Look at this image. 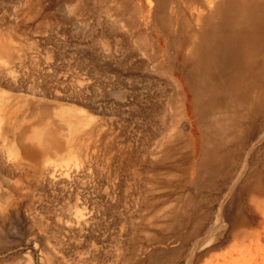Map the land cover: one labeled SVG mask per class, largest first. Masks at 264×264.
I'll list each match as a JSON object with an SVG mask.
<instances>
[{"label":"rangeland","instance_id":"374dc122","mask_svg":"<svg viewBox=\"0 0 264 264\" xmlns=\"http://www.w3.org/2000/svg\"><path fill=\"white\" fill-rule=\"evenodd\" d=\"M263 5L0 0V44L11 52L0 61L12 118L3 123L14 129L0 120V264H264ZM191 36L200 55L215 39L224 58L229 38L226 58L239 55L220 60L235 76H220L213 54L215 65L203 62L204 107L186 80ZM74 110L86 126L72 141ZM71 145L77 163L60 158Z\"/></svg>","mask_w":264,"mask_h":264},{"label":"bare ground","instance_id":"6f19581e","mask_svg":"<svg viewBox=\"0 0 264 264\" xmlns=\"http://www.w3.org/2000/svg\"><path fill=\"white\" fill-rule=\"evenodd\" d=\"M153 1H156V0H153ZM161 1H162V0H161ZM163 1H165V0H163ZM166 1H167V0H166ZM168 1H169V0H168ZM188 1H190V2H195L196 0H195V1H194V0H188ZM158 2H159V0H158ZM154 3H155V2H154ZM167 3H169V2H166L165 4H167ZM159 4H161V3H159ZM163 4H164V2L162 3V6H163ZM256 4H257V3H256ZM256 4H255V5H256ZM258 4H260V3H258ZM155 5L158 7V4L155 3ZM168 5H169V4H168ZM168 5H166V7H167ZM159 6L161 7V5H159ZM256 6H257V5H256ZM259 7H260V5H259ZM262 7H264V5H263ZM262 7H261V8H262ZM154 8H155V11H156L159 7L156 8V7L154 6V7H153V12H155V11H154ZM256 8H257V7H256ZM160 9H161V8H160ZM164 9H165V8H164ZM157 11H158V10H157ZM162 11H163V8H162ZM164 11H165V10H164ZM250 11H251V10H250ZM255 11H256V10H255ZM240 12H241V11H240ZM244 12H245V11H244ZM158 13H159V12H157V14H158ZM164 13H165V12H164ZM164 13H163V14H164ZM154 14H155V13H154ZM154 14H153V15H154ZM159 14H160V13H159ZM163 14H162V15H163ZM225 14H226V13H225ZM256 14H257V13H256ZM260 14H261V13H260ZM246 15H247V14H246ZM263 15H264V14H263ZM166 16H167V15H166ZM166 16H165V17H166ZM236 16H237V15H236ZM157 17H158V16L156 15V18H157ZM225 17H226V16H225ZM225 17H224V18H225ZM162 18H163V19H162L161 21L164 20V17H162ZM241 18H242V17H241ZM157 19H159V18H157ZM160 19H161V17H160ZM160 19H159V20H160ZM165 19H166V18H165ZM225 19H226V18H225ZM258 19H259V18H258ZM156 21H157V20H156ZM223 21H224V20H223ZM157 22H159V21H157ZM195 22H196V21L194 20V23H195ZM254 22H255V21H254ZM159 23H162V22H159ZM259 23H260V22H259ZM163 24L165 25V24H167V22L164 23V21H163ZM263 24H264V21H263ZM196 25H197V23H196ZM238 25H239V24H238ZM197 26H198V25H197ZM198 27H199V26H198ZM239 27H240V26H239ZM210 28H211V27H210ZM201 29H203V28H201ZM198 31H200V30H198ZM215 31H216V30H215ZM241 31H242V30H241ZM237 33H238V32H237ZM253 33H254V32H253ZM255 33H256V32H255ZM196 34H197V33H196ZM199 34H200V32H199ZM203 34H204V32H203L202 34H200V35L202 36ZM235 34H236V33H235ZM261 34H262V33H261ZM242 35H243V34H242ZM163 36H165V34H164ZM173 36H174V35H173ZM235 36H236V35H235ZM235 36H231V37H232V38H235V41H237L238 37H235ZM206 37H207V36H206ZM213 37H214V38L216 37V38H218V39L220 38V39L222 40V37H219V36H212V37H210V39H208V40L212 41V40H213ZM203 38H205V36L202 37L201 39L203 40ZM223 38H224V37H223ZM228 38H229V37H228ZM236 38H237V39H236ZM257 38L259 39V37H257ZM190 39H191V42H190V48H191V49H190L189 51H187L184 55L187 57V60H186V61H187V62L190 61V63L192 64V68H193L194 65H195L194 68H195L196 66H197V67H196L195 69H192V68H191V71L189 70V71H190V73H189L190 75L186 76V78H187L186 80L188 81V83H189V85H190V86H189V87L191 88L190 91H191V93L193 94L194 98L197 97V99L199 100V99L202 97V94H203L202 92H205V90L208 89V87L206 88L205 85H203L202 82H204V81L201 80V79L205 80V79L203 78L204 76H203V77L200 76V73H202V71L204 70V69L202 70V68H203V64H204L203 62H205V65H206V63H207L206 61H208L207 65H208V64H211V65L213 64V65H215L213 61H214L215 58H216V62H215V63H217V61H218V63L220 64V60H221L223 57H221V56H222V55H221V56H220L221 59H217V54L215 53L217 48L214 49V45H213V44H215V43L218 44V42H216L215 39L213 40V44L210 45V46H213V47H211V48H213L212 50H211V48H210V50L208 51V49H209L210 46H209V47L207 46V47H208L207 51H208L209 54L203 52V51H202V50L204 49V48H203V49H201V51L203 52L202 55H200V50L198 49V48H200V46H198V48H197V44H199V43H198L199 36H191ZM205 39H206V38H205ZM211 39H212V40H211ZM218 39H217V40H218ZM230 39H231V38H229L228 40L226 39L225 44H224V42H223L222 44H224V45L227 46V44H226L227 41H233V40H234V39H233V40H232V39L230 40ZM208 40H207V41H208ZM241 40H242V39H241ZM251 40H252V39H251ZM210 41H209L208 43H211ZM214 41H215V42H214ZM218 41H219V40H218ZM235 41H234V42H235ZM199 42H200V41H199ZM254 42H255V41H254ZM200 43H201V42H200ZM219 43H220V42H219ZM235 43H236V42H235ZM237 43H238V42H237ZM237 43H236V44H237ZM252 43H253V42H252ZM262 43H263V42H262ZM233 44H234V43H233ZM236 44H235V45H236ZM243 44H244V43H243ZM11 45H12V44H11ZM215 45H216V44H215ZM228 45L233 46V45H231V44H229V43H228ZM237 45H238V44H237ZM170 46H171V45H170ZM217 46H218V45H216V47H217ZM221 46H222V45H221V43H220L219 46H218V47H219V48H218L219 51H221L220 49L223 48V47H221ZM226 46L224 47L223 53L221 52V53L223 54V56H225V54H226V56L228 55V54H227L228 52L226 53L227 50L225 49V48H227ZM252 46H253V45H252ZM252 46H251V47H252ZM228 47H229V46H228ZM237 47H238V46H237ZM243 47H244V46H243ZM243 47H242V48H243ZM247 47H248V46H247ZM247 47H246V48H247ZM263 47H264V46H263ZM232 48H234V47H232ZM253 48H254V47H253ZM257 48H258V47H257ZM261 48H262V46H261ZM236 49H237V48H236ZM247 49H248V48H247ZM247 49H246V50H247ZM12 50H13V49H12ZM228 50H231V47H230ZM234 50H235V48H234L233 50H231L232 53H234ZM237 50H238V49H237ZM246 50H245V51H246ZM257 50H258V49H257ZM257 50H256V51H257ZM259 50H260V49H259ZM261 50H262V49H261ZM13 51H14V50H13ZM172 51H173V50H172ZM235 51H236V50H235ZM252 51H254V50H252ZM263 51H264V50H263ZM217 52H218V51H217ZM9 53H11V52H10V49L8 48V46H5V45H3V44H0V61H1L2 63L7 64L6 61L4 60V58L7 57V56H9ZM192 53H193V54H192ZM204 53H205V54H204ZM219 53H220V52H218V55H219ZM235 53H236V52H235ZM239 53H240V52H239ZM239 53H238V54H239ZM251 53H252V52H251ZM254 53H255V52H254ZM257 53H258V52H257ZM257 53H256V54H257ZM170 54H171V53H170ZM212 54L214 55V57L216 56V57L212 60L213 63H211V62L209 61V58H211V57L213 58ZM230 54H231V52H230ZM230 54H229V56L232 57V58H230V57H229V58L227 57V58H228V59H231V60L233 59V57H235L234 55H237V54H232V55H233V56H232V55H230ZM242 55H243V53H242ZM245 55H246V54H245ZM251 55H252V54H251ZM260 55H261V54H260ZM191 56H193L192 59H191ZM226 56L224 57L225 60L227 59ZM238 56H239V55H237L236 57H238ZM249 56H250V54H249ZM245 57L248 58V56H244V58H245ZM256 57H257V56H256ZM256 57H255V58H256ZM224 58H223V59H224ZM242 58H243V57H242ZM223 59H222V61H223ZM228 59H227V60H228ZM235 59H236V60H235ZM225 60H224V62H225L224 64L226 65L227 61H225ZM231 60H230V61H231ZM233 60L237 61V58H234ZM222 61H221V64H222ZM239 61H240V60H239ZM242 61H243V60H242ZM209 62H210V63H209ZM228 62H229V61H228ZM246 62H247V60H246ZM249 62H250V61H249ZM259 62H260V60H259ZM172 63H173V62H172ZM234 63H236V62H234ZM234 63H233V64H234ZM241 63H242V62H241ZM252 63H253V62H252ZM252 63H251V64H252ZM221 64L219 65V66H220L219 68H221V67L223 66V64H222V66H221ZM230 64H232V63L230 62L229 65H230ZM233 64H232V66L234 67ZM247 64H248V63H247ZM256 64H257V63H256ZM201 65H202V66H201ZM205 65H204V66H205ZM207 65H206V67L210 66V65H208V66H207ZM217 65H218V64H217ZM229 65H228V66H229ZM248 65H249V64H248ZM237 66H238V65H237ZM173 67H174V66H173ZM215 67H216V66H215ZM215 67H214V68H215ZM235 67H236V66H235ZM250 67H251V66H250ZM5 68H6V67H5ZM208 68H209V67H208ZM208 68H206L204 71H206ZM211 68H213V66H211ZM211 68H210V69H211ZM214 68H213V69H214ZM223 68H226V69H227V66H226V67L223 66ZM229 68H230V67H229ZM229 68H228V69H229ZM256 68H257V67H256ZM8 69H9V68H8ZM8 69H3V70H5V73H7V74L12 73V72H11V71H12L11 68H10L9 70H8ZM187 69H188V68H187ZM210 69H209V70H210ZM221 69H222V68H221ZM228 69H227V70H228ZM245 69H246V67H245ZM259 69H262V68H259ZM179 70H181V69H179ZM209 70H208V71H209ZM227 70L224 71V69H222V72H223V73L220 72V73H221L220 76L224 75V74H225L224 72H228L229 74H230V72H231V75H232L233 73H235V72L231 71V69L228 70V71H227ZM246 70H248V69H246ZM246 70H242V71H246ZM187 71H188V70H187ZM212 71H213V70H212ZM214 71H215V69H214ZM219 71H220V70H219ZM229 71H230V72H229ZM248 71L251 72L252 69H251V71H250V69H249ZM232 72H233V73H232ZM252 72H254V69H253ZM209 73H211V72H208V74H209ZM218 73H219V72H218ZM218 73H217V74H218ZM240 73H241V72H240ZM244 73H245V72H244ZM244 73H241V74L243 75ZM246 73H247V71H246ZM246 73H245V74H246ZM185 74H186V73H185ZM204 74H205V72H204ZM226 74H227V73H226ZM226 74H225V75H226ZM238 74H239V73H238ZM201 75H203V73H202ZM206 75H207V71H206ZM206 75H205V78H206ZM209 75L211 76V74H209ZM209 75H208V76H209ZM236 75H237V74H236ZM246 75H247V74H246ZM250 75H251V77H253V76H252V75H253L252 73H250ZM210 76H209V77H210ZM214 76H215V74H214ZM214 76L210 77L211 80H213L212 78L217 77V76H215V77H214ZM226 76H227V75H226ZM228 76H229V75H228ZM232 76H235V75L233 74ZM244 76H245V75H244ZM244 76H241L242 79H243ZM218 77H219V76H218ZM241 77H240V78H241ZM251 77L248 79V80H249L248 82H250ZM254 77H255V76H254ZM2 78H3V77H2ZM223 78H225V76H224ZM228 78H229V77H227V79H226L227 81H228ZM231 78H232V77H231ZM231 78H229V79L231 80ZM235 78H236V77H235ZM240 78H239V80H237V79H238V78H237V79H236L237 81L234 79V80H235L234 84L237 83V82L240 81V80L242 81V79H240ZM33 79H34V78H33ZM217 79H219V78H217ZM217 79H215V80H217ZM244 79H245V78H244ZM244 79H243V81H244ZM263 79H264V78H263ZM208 80H209L208 78H207V80H205L206 83H207ZM219 80H220V79H219ZM255 80H256V79H255ZM0 81H1V80H0ZM2 81H3V80H2ZM21 81H22V80H21ZM23 81H24V80H23ZM35 81H36V80H35ZM213 81H214V80H213ZM241 81H240V83H241ZM243 81H242V85L244 84ZM251 81H252V80H251ZM190 82H191V84H190ZM208 82H209V81H208ZM210 82H211V81H210ZM217 82H218V80H217ZM219 82H220V81H219ZM219 82H218V83H219ZM2 83H4V82H2ZM18 83H19V81H18ZM41 83H42V82H41ZM206 83H204V84H206ZM211 83H212V82H211ZM211 83H208V84L211 86ZM238 83H239V82H238ZM245 83H247V81H246ZM213 84H215V83H213ZM247 84H248V83H247ZM9 85H10V84H9ZM206 85H207V84H206ZM217 85H218V84L216 83L214 86H212V88L215 87V90H216V86H217ZM231 85H232V83H231ZM235 85H236V84H235ZM235 85H234V86H235ZM238 85H239V84H238ZM242 85H241V86H242ZM254 85H255V83H254ZM0 86H1V85H0ZM236 86H237V85H236ZM249 86H250V84H248V86H247L248 89H249ZM10 87H11V86H10ZM43 87H44V86H43ZM239 87H240V86H239ZM247 87H246V89H247ZM252 87L254 88V86H252ZM255 87H257V86H255ZM5 88H6V87H5ZM18 88H19V87H18ZM205 88H206V89H205ZM229 88H230V87H229ZM232 88H233V87H232ZM235 88H236V87H235ZM242 88H243V86H242ZM242 88L240 87V89H242ZM250 88H251V87H250ZM13 89H14V88H13ZM37 89H38V88H37ZM37 89H36V90H37ZM41 89H42V88H41ZM46 89H47V88H46ZM217 89H218V88H217ZM238 89H239V88H238ZM246 89H245V91H244V89H242V90H243L244 92H246V91L248 90V89H247V90H246ZM20 90H21V89H20ZM208 90H209V89H208ZM208 90H207V93H208ZM215 90H214V91H215ZM47 91H48V90H47ZM209 91H211V88H210ZM234 91H235V90H234ZM234 91H233V92H234ZM238 91H239V95H240V93H241L242 91H240V90H238ZM219 92H220V91H219ZM224 92H225V91H224ZM229 92H230V91H229ZM252 92H253V91H252ZM205 93H206V92H205ZM207 93H206V96H207ZM210 93H211V92H210ZM210 93H209L208 95H210V98H211V100H212V97H213V96H212ZM217 93H218V92H217ZM226 93H228V92H226ZM226 93H225V96H226ZM236 93H237V95H238L237 90H236ZM242 93H243V92H242ZM37 95H38V94H37ZM203 95H204V94H203ZM213 95H214V94H213ZM222 95H223V94H222ZM235 95H236V94H235ZM39 96H40V95H39ZM211 96H212V97H211ZM232 96H234V95H232ZM4 97H5V96H4ZM4 97H3V95L0 94V120L2 121L1 125H4V129H5V127H6L5 125H6V124L3 123V122L5 121L4 119H6L5 117L9 118L8 120H9L10 122H11V119H12V118L10 119L11 116H10V114H8V112H7V106H8V105H7V103L5 102ZM207 97H209V96H207ZM207 97H205V98L202 97L203 100L200 99V100L203 101V102H202V105L204 104V101H205L204 99H207ZM215 97H216V96H215ZM228 97H229V96H228ZM230 97H231V96H230ZM223 98H225V97H222L221 99L223 100ZM233 98H234V97H233ZM10 99H11V98H10ZM10 99H8V101H9ZM237 99H239L238 96H237V98H236V101H238ZM59 100H60V99H59ZM195 100H196V99H195ZM208 100L210 101L209 98L207 99V102H208ZM229 100H230V99H229ZM240 100H241V99H240ZM196 101H197V100H196ZM218 101H219V100H218ZM218 101H217V102H218ZM194 102H195V101H194ZM227 102H228V101H227ZM230 102H231V101H230ZM199 103H200V102H199ZM232 103H234V102H232ZM232 103H230V104H232ZM237 103H238V102H237ZM214 104H215V103H214ZM195 105H197L196 102H195ZM195 105H194V111L196 110V106H195ZM199 105H201V104H199ZM199 105H198V106H199ZM221 105H222V104H221ZM226 105H227V104H226ZM226 105H225V106H226ZM201 107H204V105L201 106ZM218 107H219V105H218ZM230 107H231V106H230ZM230 107H229V108H230ZM14 108H15V107H14ZM14 108H13L12 110H15ZM67 108H68V106H67ZM70 108H71V107H70ZM70 108H69V109H70ZM209 108H212V107H209ZM209 108H207V109H209ZM59 109H60V108H59ZM72 109H73V108H72ZM197 109H199V108H197ZM212 109H213V108H212ZM215 109H216V108H215ZM215 109H214L213 111H215ZM218 109H219V108H218ZM220 109H221V108H220ZM216 110H217V109H216ZM224 110L227 111L226 108H225ZM59 111H60V110H59ZM72 111H73V110H72ZM74 111H75V110H74ZM200 111H201V109L199 110V112H200ZM203 111H204V109H203ZM205 111H206V109H205ZM208 111H210V113H211V110H208ZM208 111H207V112H208ZM219 111H220V110H217V112H219ZM222 111H223V110H222ZM12 112H13V111H12ZM53 112H54V111H53ZM65 112H66V111H65ZM79 112H80V109H79ZM79 112H78V111H75L74 113L69 114L70 119H68V117H65L66 119H68V120H66V122H67V124H68V126L66 125L67 128L69 127L70 130L73 131L72 138L74 137L73 135H75V137L78 136V135H77V132L81 133V130H82L81 128H83V124H84V123H83V120H84L85 117H83ZM82 112H83V110H82ZM207 112H205V113H206V114H205L206 116H208V113H207ZM83 113H84V112H83ZM215 113H216V111H215ZM63 114H67V113H63ZM200 114H201V113H200ZM200 114H199V115H200ZM202 114H203V113H202ZM240 114H241V113H240ZM7 115H9V117H8ZM53 115H54V113H53ZM199 115H198V116H199ZM205 115H203V116L205 117ZM219 115H220V113L218 114V116H219ZM222 115H223V114H222ZM63 116H64V115H63ZM65 116H66V115H65ZM85 116L87 117L86 114H85ZM212 116H214V117L217 118V114H216V116H215V114L213 115V112H212ZM212 116H211V117H212ZM88 117H89V116H88ZM204 117H203V118H204ZM208 117H210V116H208ZM222 117H223V116H222ZM54 118H55V116H54ZM58 118H59V117H58ZM61 118H63V117H61ZM65 118H64V119H65ZM212 118H213V117H212ZM212 118H210V119H212ZM59 119H60V118H59ZM92 119H93V118H92ZM200 119H202V117H201ZM206 119H207V120L202 119V120L205 121V123L203 124V125H205V127H207V125H206L207 122H206V121H209V120H210V119L208 120L207 117H206ZM213 119H215V118H213ZM217 119H218V120H219V119L222 120L223 118H217ZM60 120H62V119H60ZM87 120H88V119H87ZM202 120H201V121H202ZM198 121H200V120H198ZM204 121H203V122H204ZM214 121H216V119H215ZM214 121L212 120V121H209V122L211 123V122H214ZM10 122H7V121H6L7 124H9ZM66 122H65V123H66ZM85 122H86V120H85ZM219 122H220V120H219L216 124H219ZM13 123H14V122H13ZM59 123H60V121H59ZM61 123H62V122H61ZM87 123H88V121H87ZM87 123H86V124H87ZM197 123H198V122H197ZM201 123H202V122H201ZM220 123H222V122H220ZM224 123H226V122H224ZM63 124H64V123H63ZM90 124H91V123H89V125H90ZM208 124H209V123H208ZM216 124H215V125H216ZM1 125H0V127H1ZM9 125H11V124H9ZM12 125H13V124H12ZM84 125H85V124H84ZM89 125H88V126H89ZM201 125H202V124H201ZM201 125H199V126H201ZM209 125L211 126V124H209ZM209 125H208V127H209ZM215 125H214V126H215ZM223 125H224V124H223ZM85 126H86V125H85ZM214 126H213L214 129L212 128L213 131L211 130V127H212V126L209 127L210 129H209V128H207V129L205 128V129H206L208 132H209V130H211L213 133H215V127H216V126H215V127H214ZM218 126H220V125H218ZM221 126H222V125H221ZM6 128H7V127H6ZM13 128H14V127H13ZM201 128H202V127H201ZM7 129L10 130V128H7ZM7 129H5V130H7ZM202 129H203V128H202ZM208 129H209V130H208ZM218 129H219V128H217V132H218ZM79 130H80V131H79ZM83 130H84V129H83ZM219 130H220V129H219ZM10 131H12V135H13V131H14V129H13V130L11 129ZM5 132H6V131H5ZM7 132H8V131H7ZM82 132H83V131H82ZM205 132H206V131H205ZM208 132H206V133H208ZM217 132H216V133H217ZM251 132H252V131H251ZM68 133H69V131H68ZM199 133H200V132H199ZM201 133H202V131H201ZM203 133H204V132H203ZM203 133H202V135L206 134V133H204V134H203ZM210 133H211V132H209L208 135H209ZM213 133H211V134H212L211 137H210V136H207V137H209V138H211V139L213 140V139H214V138H212V137H214ZM216 133H215V135H217ZM220 133H221V132H220ZM0 134H1V128H0ZM2 134H3V132H2ZM2 134H1V135H2ZM5 134H7V133H5ZM94 134H95V132H94ZM68 137H69V136H68ZM217 137H218V136H217ZM220 137H221V136H220ZM220 137L217 138V139H220ZM3 138H5L4 135H3ZM12 138H13V137H12ZM201 138H202V137H201ZM215 138H216V136H215ZM221 138H222V137H221ZM5 139H6V138H5ZM67 139H68V138H67ZM69 139H70V138H69ZM211 139H208V141L211 140ZM232 139H233V137H232ZM191 140H192V139H191ZM191 140H190V141H191ZM204 140H206V139H204ZM212 140H211V141H212ZM0 141H1V140H0ZM68 141H69V140H68ZM72 141H74V138H73ZM202 141H203V140H201V142H202ZM214 141L216 142L215 139H214ZM5 142H6V141H5ZM215 142H214V143H215ZM217 142H218V141H217ZM222 142H223V139H222L220 145L222 144ZM7 143H8V142H7ZM67 143H68V142H67ZM69 143H70V142H69ZM207 143H208V142H207ZM209 143H210V142H209ZM209 143H208V144H209ZM214 143H213V144H214ZM224 143H225V142H224ZM208 144H206V147H208ZM213 144L210 143V145H213ZM65 145H66V147H67V145H69V144H65ZM201 145H203V144L201 143ZM204 145H205V144H204ZM210 145H209V146H210ZM220 145H217V146H220ZM223 145H224V144H223ZM223 145H222V146H223ZM0 146H1V145H0ZM73 146H74V145H71V147L69 146L70 148H69V150H68V152H67L68 155L66 156V158H65V157H60L62 154L59 155V157L61 158V160H65V162H66V160H67V161L70 160V161H72V162H73V160H74L75 162H76V161L78 162V159H79L78 157H80L79 154H81V153L78 152V151H79L78 148H80V147H79L78 145H77L78 148H77V146H75L76 149H77V150H76L75 148L72 149ZM213 146H214V145H213ZM224 146H225V145H224ZM200 147H201V146H200ZM204 147H205V146H204ZM204 147H203V148H204ZM211 147H212V146H211ZM3 149H5V148H3ZM80 149H81V148H80ZM86 149H87V148H86ZM205 149H206V148H205ZM209 149L211 150V148H209ZM209 149H208V152H207V150H205V152H207V154L209 153ZM233 149H234V148H233ZM0 150H1V149H0ZM219 150H220V149H219ZM229 151H230V150H229ZM64 152H65V151H64ZM64 152H63V153H64ZM80 152H81V151H80ZM202 152H203V151H202ZM3 153H4V152H3ZM202 154H204V153H202ZM212 154H213V153H212ZM9 155H10V154H9ZM9 155H8V157H9ZM15 155L17 156V154H15ZM56 155H58V154H56ZM210 155H211V154H210ZM236 155H237V154H236ZM257 155H258V154H257ZM257 155H256V156H257ZM13 156H14V155H13ZM200 156H201V155H200ZM10 157H11V155H10ZM56 157H57V156H56ZM84 157H86V156H84ZM205 157H206V156H205ZM257 158H258V157H257ZM259 158H260V157H259ZM8 159H10V158H8ZM11 159H12V158H11ZM16 159H17V158H15V160H16ZM44 159H45V158H44ZM46 159H49V157H47ZM220 159H221V158H220ZM15 160H13V161H15ZM50 160H51V159H50ZM50 160H49V161H50ZM52 160H53V159H52ZM52 160H51V161H52ZM10 161H11V160H10ZM16 161H18V160H16ZM19 161H20V159H19ZM19 161H18V162H19ZM79 161H80V159H79ZM203 161H204V160H203ZM1 162H2V161L0 160V163H1ZM46 162H47V160H46ZM56 162H57V161H55V163H56ZM72 162H71V163H72ZM77 162H76V163H77ZM25 163H27V162H25ZM28 163H30V162H28ZM47 163H48V162H47ZM52 163H53V162H51V165H52ZM67 163H68V162H67ZM4 164H5V163L3 162L2 165H4ZM7 164H8V162H7ZM20 164H22V162H21ZM31 164H32V163H31ZM49 164H50V163H49ZM64 164H65V163H64ZM72 164H74V163H72ZM72 164H71V165H72ZM5 165H6V164H5ZM5 165H4V166H5ZM8 165H9V164H8ZM8 165H7L6 167H8ZM46 165H47V164H46ZM55 165H56V164H55ZM76 165H77V164H76ZM80 165H81V163H80ZM202 165H203V164H202ZM0 166H1V165H0ZM4 166H3V167H4ZM10 166H11V165H10ZM10 166H9V169H10ZM3 167H2V168H3ZM53 167H54V166H53ZM65 167H66V166H65ZM80 167H81V166H80ZM257 167H258V166H257ZM0 168H1V167H0ZM11 168H12V167H11ZM49 168H50V167H49ZM71 168H72V167H71ZM77 168H78V166H77ZM7 169H8V168H7ZM62 169H63V168H62ZM73 169H74V168H73ZM75 170H76V169H74V171H75ZM256 170H257V169H256ZM6 171H8V170H6ZM9 171H10V170H9ZM53 171H54V169H53ZM62 171H63V170H62ZM66 171H67V170H66ZM7 173H8V172H7ZM10 173H11V172H10ZM13 173H14V172H13ZM68 173H69V172H68ZM72 173H73V172H72ZM252 173H253V172H252ZM4 174H6V173H4ZM4 174H3V175H4ZM6 175H7V174H6ZM8 175H9V174H8ZM54 175H55V172H54ZM58 175H59V174H58ZM261 175H262V174H261ZM0 176H1V175H0ZM9 176H10V175H9ZM69 176H70V175H69ZM227 176H228V175H227ZM253 177H254V176H253ZM46 178H47V177H46ZM11 179H12V178H11ZM6 181H7V180H6ZM54 183H55V182H54ZM44 184H45V183H44ZM48 184H49V183H48ZM261 184H262V183H261ZM10 185H11V184H10ZM263 187H264V186H263ZM258 189H259V188H258ZM258 193H259V192H258ZM2 194H3V193H2ZM3 199H4V198H3ZM262 206H263V205H262ZM77 220H78V219H77ZM79 221H81V220H78V222H79ZM78 224H80V223H78Z\"/></svg>","mask_w":264,"mask_h":264}]
</instances>
